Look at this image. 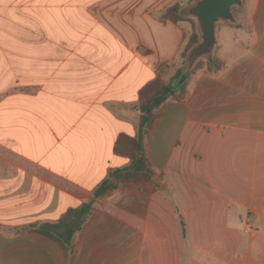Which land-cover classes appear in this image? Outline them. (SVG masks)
<instances>
[{"label": "crops", "instance_id": "crops-1", "mask_svg": "<svg viewBox=\"0 0 264 264\" xmlns=\"http://www.w3.org/2000/svg\"><path fill=\"white\" fill-rule=\"evenodd\" d=\"M177 1L42 0L20 63L0 30V264H264V0L218 24L222 72L205 64L160 108L153 181L95 197L131 164L116 145L136 136L141 91L186 44L163 19ZM84 204L72 253L36 230Z\"/></svg>", "mask_w": 264, "mask_h": 264}, {"label": "trees", "instance_id": "trees-1", "mask_svg": "<svg viewBox=\"0 0 264 264\" xmlns=\"http://www.w3.org/2000/svg\"><path fill=\"white\" fill-rule=\"evenodd\" d=\"M185 16L189 15L186 13L181 0L163 12L164 20L176 24L185 22ZM200 42V36L197 33L186 30V44L178 59L162 64L158 70L157 78L141 91L137 105L139 117L136 122V136L131 138L122 135L116 145V153L128 157L131 164L126 168L110 173L104 183L96 190L95 197L97 199L110 196L124 182H134L141 186L153 181L152 178L156 172L149 160L147 135L159 117L160 108L170 101L185 100L188 96L192 77L205 64L208 71L213 74L218 75L223 70L220 59L214 54L207 58L200 67H197V63L191 75L185 74V62L187 63L188 54ZM169 71H172L169 80L164 82V76ZM91 208L92 204H84L78 209L69 210L57 224L36 227V230L57 239L63 245L66 253H72L75 247V237L84 228Z\"/></svg>", "mask_w": 264, "mask_h": 264}, {"label": "rangeland", "instance_id": "rangeland-1", "mask_svg": "<svg viewBox=\"0 0 264 264\" xmlns=\"http://www.w3.org/2000/svg\"><path fill=\"white\" fill-rule=\"evenodd\" d=\"M41 1L42 0H0V30L13 35L9 41L12 42L15 48L16 63H20L21 61L22 42L24 37L25 40H29L32 45H38L42 40L40 35L42 32L44 34V27L38 18L40 14L44 13L43 10H45V7L41 5ZM243 9L234 8L237 17L239 16L242 18L244 16ZM185 19V22L187 23H183L187 25V30L197 33V35L200 36L201 41V34L197 20L190 16H185ZM215 53L216 52L214 51L213 55ZM205 60H207V58L199 60L198 65L196 64L197 67H200ZM185 64L186 69L187 63L185 62ZM171 72L169 71L166 76H164V82H168ZM5 90L6 87L0 86V103H4L2 105V108L4 109L6 99V94L4 93Z\"/></svg>", "mask_w": 264, "mask_h": 264}, {"label": "water", "instance_id": "water-1", "mask_svg": "<svg viewBox=\"0 0 264 264\" xmlns=\"http://www.w3.org/2000/svg\"><path fill=\"white\" fill-rule=\"evenodd\" d=\"M245 0H197L186 13L197 20L201 42L188 54L185 74L189 76L199 60L213 55L217 46L218 24L238 26L234 8L243 9Z\"/></svg>", "mask_w": 264, "mask_h": 264}]
</instances>
